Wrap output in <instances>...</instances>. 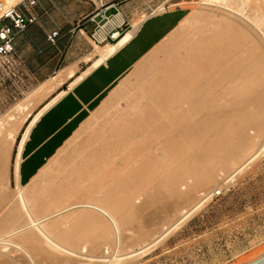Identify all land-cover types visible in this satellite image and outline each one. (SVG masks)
<instances>
[{
    "label": "rangeland",
    "instance_id": "obj_1",
    "mask_svg": "<svg viewBox=\"0 0 264 264\" xmlns=\"http://www.w3.org/2000/svg\"><path fill=\"white\" fill-rule=\"evenodd\" d=\"M0 1L10 5L17 3V0ZM154 1L150 12L179 7L185 10V19L135 66L111 100L80 128L38 176L24 185L29 209L36 219L76 202H87L109 212L117 232L98 210L100 214L96 210L88 211L89 208L84 211L87 218L83 221L66 224V214L78 213L77 208L43 224L50 236L62 241L52 224L64 221L60 233L65 245L76 254L51 248L43 241L39 249L31 250L26 243H18L17 239L6 236V231H0V236L5 233L7 237L0 243V262L264 264V150L247 161L264 141V132L249 131L251 144L229 161L212 168L205 164L193 167L186 163L187 157L182 161V156L189 157L191 146L185 153H178V141L165 158H160L159 154L148 161L141 160L143 155L138 152L128 172L120 166H110L93 181L88 178L111 161L107 154L113 149L112 144L116 143L115 149L121 143L114 142L116 138L144 130L143 120H160L164 123L162 130L173 132L172 138L177 136L176 85L181 58L188 51L211 49L217 24L241 16L211 4L217 0ZM244 3L251 4L248 9H252L254 4H264V0H239L232 4ZM2 25L0 22V27ZM254 31L262 35L258 29ZM263 49L258 40L248 37L247 47L241 53L248 61L258 56L257 74L252 73V80L259 84H264ZM250 69L247 74H251ZM38 86L15 68L11 58H0V129L7 125L6 119L11 115L17 114L18 122L22 123L8 158L0 163V171H4V176L0 175V198L10 196L5 201L0 199V219L15 202V185L10 175L22 133L45 106L39 108L43 100L55 90L29 102ZM216 119L214 124H221V114L216 115ZM211 125L212 119L204 117L203 126ZM88 188L92 191L90 195H86ZM93 250L94 258L84 256L85 252Z\"/></svg>",
    "mask_w": 264,
    "mask_h": 264
},
{
    "label": "bare ground",
    "instance_id": "obj_2",
    "mask_svg": "<svg viewBox=\"0 0 264 264\" xmlns=\"http://www.w3.org/2000/svg\"><path fill=\"white\" fill-rule=\"evenodd\" d=\"M236 1L239 2V0H217L211 2L213 5H220L228 9L232 15L235 13L241 15V18L233 16L229 22L217 24L213 32L214 37L211 49L206 51H188L179 62L176 85L177 111L179 114V121L175 126L177 136L172 138L175 135L173 132L167 131L168 129L162 130L164 123L160 120H143L141 122L143 131H137L133 135L128 136L121 135L114 140V142L121 143L115 149L116 143L112 144L113 149L107 154L111 161L97 170L94 175H90L88 177L89 180L92 179L91 181H93L98 174L101 175L106 170V167L110 166H120L124 171L128 172V167L134 163L138 152L144 157L141 156V160L148 161V158L158 157L159 154L161 155L160 158H165L172 150L173 143L178 141V153H185L188 151L187 147L191 146L189 157L187 155L182 156V161L187 157L189 160L186 159V163H190L193 167L205 164L207 168H212L214 165L229 161L246 146L248 147L251 144L249 131L253 130V133L258 134L264 132V84H259L252 80V73L257 74L258 56L248 61L241 55L242 49L247 47L248 37L258 40L262 48H264V4H254V8H250V10L248 7L251 4H232ZM139 24L140 22L134 25L133 32L139 27ZM254 28L258 29L262 35L259 36L258 32L254 31ZM133 32L128 33L118 45L107 46L102 58H105L129 41ZM250 66H252L251 69ZM248 69L251 70V74H247ZM40 113L36 114L24 129L18 144L19 151L30 127ZM218 114H221V124H214L217 121L216 115ZM16 116L11 115L6 119L7 125L0 129V163L8 158L18 130L21 127L22 123L18 122L19 119L17 120ZM206 116L212 119V125L209 128L203 126L204 117ZM27 117L30 116L27 114ZM262 149L264 150V141L247 161L253 159ZM127 155L129 156L126 157ZM15 162L17 169L19 154L16 155ZM184 165L186 164L184 163ZM111 173L113 172L111 171ZM0 175L4 176L3 170L0 171ZM108 175V179H110V174L108 173ZM123 175L126 176V174ZM90 190L88 188L87 194H85L90 195L92 192ZM34 191L35 189L33 188ZM9 197L5 195L0 199L5 201ZM13 197H15V202L4 214V218L0 219V231H6V234H8L6 236L17 239L18 243H26L28 249H39L43 241L51 248L63 249L70 254H76L77 252L65 245L66 242L60 233L61 225L64 221L61 224H52V229L60 234L62 241H57L53 238L54 236H50L45 231L43 224L77 208H81L80 210L78 209V213L66 214V224L68 222L79 223L83 221L87 218V214L85 215L84 211L89 208L88 211L90 209L98 210L102 214L101 216L107 218L108 223L117 232V226L112 215L106 210L100 209L97 204L76 202L40 219H36L29 209V197L24 191V186H20L17 183ZM3 234L5 235V233ZM4 235L0 236V243L7 238ZM14 243L17 245L16 242ZM85 253L86 255L84 256L88 258H94V254H96L94 250L90 253L88 251ZM6 262L7 260L5 262L3 260L0 263L5 264ZM7 264L11 263L7 262Z\"/></svg>",
    "mask_w": 264,
    "mask_h": 264
},
{
    "label": "crops",
    "instance_id": "obj_3",
    "mask_svg": "<svg viewBox=\"0 0 264 264\" xmlns=\"http://www.w3.org/2000/svg\"><path fill=\"white\" fill-rule=\"evenodd\" d=\"M154 2L36 0L37 4L30 10L18 7L26 18H37L24 32L15 35L10 57L29 82L39 85L29 102L55 90L40 104L39 108L45 106L36 111L41 113L30 127L20 151L17 148L14 153L10 180L15 186L17 183L29 185L80 128L111 100L135 66L185 19V10L179 7L150 12ZM140 15L142 19L133 24ZM1 23L9 24L8 21ZM102 25V39L95 41L92 36ZM54 31L59 35L51 45L46 37ZM131 32L129 41L102 58L107 46L118 45Z\"/></svg>",
    "mask_w": 264,
    "mask_h": 264
},
{
    "label": "built area",
    "instance_id": "obj_4",
    "mask_svg": "<svg viewBox=\"0 0 264 264\" xmlns=\"http://www.w3.org/2000/svg\"><path fill=\"white\" fill-rule=\"evenodd\" d=\"M36 0H17L16 4H5L0 1V22L8 21L9 24H3L0 27V58H10L14 51V39L17 33H22L26 30L28 25L36 22L37 18L35 16H29L26 18L19 10L18 7L30 10L36 5ZM108 23L106 19L105 24ZM104 24V25H105ZM104 25L98 26L95 33L93 34V39H102L101 32L104 29ZM59 33L57 31L51 32L47 35L46 40L51 45L55 44L56 38ZM96 36V38L94 37ZM112 34L110 37H113ZM108 37V36H107ZM247 264V263H242Z\"/></svg>",
    "mask_w": 264,
    "mask_h": 264
}]
</instances>
